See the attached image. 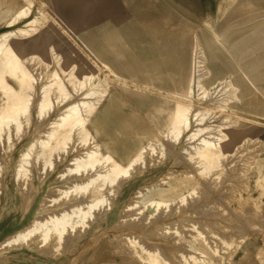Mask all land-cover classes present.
<instances>
[{"label": "bare ground", "instance_id": "1", "mask_svg": "<svg viewBox=\"0 0 264 264\" xmlns=\"http://www.w3.org/2000/svg\"><path fill=\"white\" fill-rule=\"evenodd\" d=\"M43 1H45V3L47 2V4L50 3L49 0ZM242 1H244L243 8L247 11L249 9L252 10L264 6V0ZM249 1H251V6L250 3H248ZM2 2L3 0H0V4ZM7 2V6L12 8L8 13L5 14V16L11 13V18L9 19L6 16L3 23L10 25L11 28L0 31V142H5L6 140L8 142L11 140L13 135L11 126H14V132L16 134L21 131V129L24 127L21 121L22 117L24 118L26 125H29L33 120V116H36L40 121L39 118H43L52 110H56L54 108V102H58V100L64 102L63 108L56 111V114L54 115L56 117L54 118L52 116L54 120L52 119L53 121L48 122V128L45 130L41 128L43 131L38 129V133H36L37 135L33 136L27 147L20 151L18 164L15 166L14 171V176L18 177L24 175L27 167L30 170V167L27 166V164L30 162L29 158L31 156H33L35 161L39 158H42L43 162L40 160L41 164L46 167L47 165L51 167L57 164L55 162L56 164L53 165V159H55V161L57 159L60 161L64 159L66 161L64 155L62 154L60 156L59 152L66 154L69 150L67 147L71 142L77 140L78 143L80 142L81 144L82 142L84 145H86L90 134L89 129L85 125V122L87 121L86 119L93 113L97 105L96 100H98L102 94L107 92L105 91L107 86L104 87L103 90L101 88L102 91L99 89V87H103L102 85L104 81L100 78H96L97 75H95V73L83 71L79 74V76H76V73L73 71L74 65H72L70 68L69 66L63 67L61 62L63 55L65 58H70L61 51H58L54 46L60 42L59 35L56 34L57 36L55 37L57 43L54 41H49L46 37H50V35H46L42 31V25H38L36 21L37 16L33 15L32 17L24 18L28 13L29 6L24 7L23 5H18L15 7V0H7ZM27 2L29 3L31 0H28ZM0 7H2V5H0ZM2 13L3 11L0 9V14ZM20 20L22 24L19 25L17 23L20 22ZM186 29L187 39H184L186 40L184 45V49H186V56L183 59H180L181 62L177 67L174 66L171 68L168 78L166 76L163 79L164 82L169 81L177 88L172 94L175 98L173 100H169L166 97H158L156 100H150L147 103L141 102L139 104V109L142 117L147 122L152 123L158 131L164 133L166 132L167 134L170 133L172 135L171 140L168 138V143L166 141L168 147H165L167 145H164L165 143H162V141L161 144H159L161 145L160 154L163 156L165 155V148H169L172 151L178 150V153H181L179 151H184L185 155L181 154L183 155L181 158L185 160V163H187V165L190 167V170H181L177 171V173L176 171H173L171 175L167 173L170 175V179L166 182V186L164 188L152 190V197L147 199L146 202L144 201L143 206L138 205L135 197V200L133 199L134 201L130 202V204H127L126 208L123 206L126 209L125 215H123L124 218H121L118 223L115 221L112 226L116 231H118V235L120 234L121 236V233L119 232L122 231H125L126 233L123 232V236L120 237L118 241L119 247L117 246L118 238L116 239L115 236L113 237H115L117 243H114L113 239L111 242L117 244V247H114V249L116 248V250L119 252L115 251V254L118 253L120 257L125 259L121 260L120 262L114 259L116 263L112 262L113 260H111L105 264H135L137 260H140L141 262L139 261L136 264H141L143 263L142 261H144V264H195L198 261H206L210 263V258L209 260H206L208 257L205 258L204 254L198 252V248L193 245V241L197 238H201L205 243L206 241L208 242V240L212 241L211 245L209 246L212 249L215 257H212L211 259H213L215 264H222V262L224 264V262H227L231 253L234 252L236 247L239 246L246 237V233L248 232L246 230H249L243 228L241 231L236 232L235 234H231L230 232H227L228 234H221L222 232L219 234L215 231L216 229L214 230L211 228V226L209 227V224H207L208 221H204L202 225L204 226L203 231V229H200L199 226H197L199 221L186 218L189 214L193 215V213L198 212H201L205 216L206 214L209 215V212H202V205L199 204V202L203 203V201H201L202 195L200 196V193L203 192H200V190L203 189V186L206 187V189L210 188L216 190V187L221 184L222 176H224L223 174L227 175L229 173V171L227 172V167L230 168L231 172L233 163H227L229 161L235 162L234 159V161L231 160L233 156L238 160H240L238 157H243V151H241V153L239 152L240 154L237 153L240 155H237L238 157H235L236 154L233 155L234 153L231 152L236 147H241L242 144L244 147L247 146V143L250 142L248 135L246 134L248 128L250 127L247 120L250 117L249 114L231 109L230 103L240 102L241 100L248 99L249 97L252 99L253 97H261V94L255 88L250 76H248V74L245 73L240 66H238L239 62H236L225 51V46L222 41L219 42L215 38V40L212 38L209 39V37L207 38L206 36L207 39L204 41V45L202 46L197 35L194 34L192 25H188ZM261 31L264 34V27L260 23H257L251 27V34L253 35L260 34L262 33ZM45 39H47L48 42H45ZM177 40H179V37ZM210 45L215 47L218 46L220 48H218V51H215L213 54L222 56L221 63L227 67H224V69L228 71V74L222 76L218 75L219 77L212 75L210 76V67L208 69V67L206 68L205 65L207 63L208 66V62L213 61L210 60L211 58L206 60L204 57V48H209ZM233 47L234 45L232 48ZM239 47L241 46H235V48ZM257 47H259V44L251 43V51ZM45 55H47V59L45 58ZM37 58L47 60V63L45 64L46 66L47 64L52 63L54 66L53 69L47 73L46 66L38 68L41 66L39 65L36 68L33 63L36 62ZM174 64H178L177 61H174ZM214 64H217V62ZM247 64L248 63H246V65ZM59 69L64 73L67 71L68 74L66 80L61 77L62 74L60 73L63 72ZM224 69L222 67H216L215 71L223 72ZM76 86L78 89H76ZM73 90L80 92L78 94L76 93L77 95H75V91L73 93ZM263 100L264 98L262 97V100L259 101L262 105L264 104ZM248 102L249 101H247V103ZM217 110L218 113L223 112V114L220 116L219 120L216 121V123H213L212 119L217 117V115H212V113ZM240 116L244 119H241ZM262 117H264V113L262 114ZM103 119H108L110 124L109 126L118 131L119 136H126L128 142H130L132 145H134L142 135L141 132H138L139 124L133 120H129L127 117H123L118 112L111 113V111H106L103 115ZM41 124L43 126L44 123L42 122ZM37 126L40 127L39 125ZM25 127L27 128V126ZM25 127L23 129L26 130ZM37 128L35 127L34 129ZM41 131L45 133V137L39 136L42 135V133L39 134ZM116 131L115 133L107 132L108 137L104 135V138L107 137V141L109 142H111V139L112 141L115 140L117 136ZM77 142H74V146ZM259 142L260 140L255 141L256 144ZM177 144H179V147H176L178 146ZM37 145H40V148L35 150ZM115 146L117 145H112V148L116 151H119L120 149ZM125 146L127 147V145H122V147ZM155 146V144L149 145V156L151 154L153 155V153L156 151ZM86 147L87 148H85L84 152H78L79 154L76 153V155L74 154V156L67 160V162L70 161L71 163H69L70 165L66 166V169L64 167L62 168V171L64 169L65 170L58 178H62L61 181L63 183L61 184V188L56 187L59 189L58 192L56 188L54 189L57 193H44L47 195L45 196L43 194L45 197L42 196L41 198L40 196H35L33 200V210L30 208L31 205L27 203L28 199L27 201L25 199L21 204L23 208L21 210L25 211L27 209V212L33 211L32 214L34 215V218L30 221L28 227L26 226V228L23 230H16L10 237H6L7 239L3 241L5 244L9 245L19 243L18 252L13 254V256L11 255L15 261L19 262V264H57L50 261V258H53L55 251H57L60 247L62 248V246L64 247V250H71V252H74L73 254H76V260L74 263L72 262V264H98V258L101 254V251L104 250V248L106 249L107 245L109 246L111 244L109 240V242H107L103 238L104 229L102 228L103 230H101V228H99L101 222L106 219V215L108 214H106L108 210L106 212L101 211L102 213H100V207L101 205L104 206V203L106 205L109 202L108 200L110 198L108 199L106 194L109 193L110 195V192H115V194H118V191L116 193L117 188L125 186L126 180L129 178L128 177L126 179V175L129 172L131 173L129 168L133 164L134 167H137L135 165H137L139 162L138 168H136L138 170L133 168L134 172H136L133 175L143 172V151L146 153L148 149L146 151L144 150L147 148L145 145L144 147L137 146V148L134 149L129 155L127 162L122 165L112 155L99 152L97 144L94 143L93 146L89 147L88 145ZM248 149H246L247 153L245 151L246 154L243 153V155L246 156L240 160L242 162L241 168H238L237 166L239 163L238 160H236L238 163L235 162L237 167H232V169L238 168L239 172H237L238 170L236 171L238 175L245 173V166L247 167L250 165V162L252 161L251 158L253 154L251 151H248ZM70 150H72V148ZM170 150L167 149V151ZM238 150H242V148H239ZM250 150H253V148H250ZM235 151L236 150L233 152ZM54 153H58L57 155L60 159L57 158L58 156H54L55 158H52ZM175 153L178 155L177 152H174V154ZM168 154H170V152H168ZM228 154L233 155L228 159L229 161L226 158L229 157ZM2 155H4V153H2ZM62 156L63 158H61ZM179 157H173V159L176 158V160L179 162V160H181L177 159ZM224 159L226 160L224 161ZM105 162H110V165L109 169L104 171L103 168L105 167ZM35 163L37 164V162ZM145 163L148 164L147 161H145ZM30 164V166H32V163ZM36 168H38V166L33 169L35 170ZM2 169L3 166L0 164V172ZM42 170L43 169L40 171L43 172ZM92 170L93 172H91ZM45 171H47V173L49 172L48 170ZM234 172L233 176H236L234 175ZM57 173L59 174V172ZM67 173L68 176L70 175V178H72L71 181L69 179L67 180L68 176H65ZM167 174L165 175V178L168 176ZM196 174L199 175L200 178H207L208 180H204L205 182L202 184V179H197L198 177H196ZM42 175H44V172ZM55 177L54 178L57 180V176ZM158 180L160 181L162 179L159 178ZM230 181L233 185L231 184V186H229L230 189L228 186H225L228 190L227 193L229 192L230 194L225 196L226 199H232L233 193L235 191H241L240 188L243 189L244 186H248V182L244 180H240V183L235 182L236 179H232ZM228 182L226 183L227 185ZM127 184L129 183L127 182ZM154 184L155 183H152V185ZM49 185L46 187V190L51 188L50 190L53 191L55 185H53V188ZM237 186L239 190L237 189ZM253 187L256 188V193L264 192V171H258L253 182ZM23 189L24 188H22V190ZM26 189L28 190V187H26ZM33 189H29V193L30 191L32 192ZM141 191L145 190L138 191L137 189L138 193ZM210 192L212 193V191ZM31 194L32 193H30V195ZM30 195L28 194L29 197L26 195L24 196L30 198ZM24 196L21 197V199L24 198ZM113 198H111V200ZM226 199L224 201L228 203L229 201H226ZM221 203L219 204V202H217L218 205L214 204L215 206L213 208L222 206ZM123 207H120V209L122 210ZM226 208H222L221 212H224L225 214V211H227ZM95 209L99 211L95 212ZM127 210H130L131 213H128ZM115 211H117V209ZM213 213L211 214L213 215ZM220 215L218 218L221 217ZM249 215H251L250 212ZM117 218L119 219V216ZM218 218L217 221L220 220H218ZM223 219L225 218L223 217L221 220ZM213 222L215 221L213 220ZM213 224L215 223H212V225ZM253 224L249 222L248 226L251 227ZM216 225H214V228H216ZM218 225L220 224L218 223ZM104 226L106 227V225ZM186 227L189 229L190 234L187 235L190 236V238L187 239L182 236L184 234H182V229ZM261 227L262 226L259 227V230ZM154 228L157 229V232L159 231V234H157V232H151V230ZM141 234L142 238L140 236L141 240H138V235ZM84 236H86V238ZM170 236H172V240H168ZM154 237L158 240H155ZM161 238H164L165 240L162 239V241ZM25 242L26 246H29L31 250L30 252L43 250L42 254H45V258L40 260L36 256H29L22 246V244H25ZM39 243L43 245V249L39 248ZM113 243L112 245H114ZM137 246H139L142 252L146 253L145 257L137 253ZM9 247H11V245ZM110 247L108 248L111 251L113 247H111L112 249ZM44 249H46V251ZM47 249L51 251L47 252ZM87 249L89 250L90 254L88 253ZM64 250L62 248L61 253L67 251ZM108 250L105 252L108 253ZM260 251L261 248L258 251L255 250V256ZM105 252L103 251V253ZM241 252L242 256L240 257V260L236 261L237 263L242 261L244 258L249 257L253 253L251 251V246H248L247 244L241 245ZM112 255L115 256L114 253ZM72 256L71 259L73 260L74 258ZM107 256L109 257V255ZM262 257V264H264V255H262ZM9 258L10 257H6V260L2 261L3 263L1 262V264H7V260ZM65 262L67 263V261ZM99 262V264H103L102 261Z\"/></svg>", "mask_w": 264, "mask_h": 264}, {"label": "rangeland", "instance_id": "2", "mask_svg": "<svg viewBox=\"0 0 264 264\" xmlns=\"http://www.w3.org/2000/svg\"><path fill=\"white\" fill-rule=\"evenodd\" d=\"M27 1L28 0H15V4H16L15 7L18 5H23L24 7L29 6L28 13L25 15L24 18H29L32 17L33 15L37 16L36 21L38 25L39 24L42 25V31L46 35H50V37L48 36L46 37L48 38L49 41H54L57 43L55 37L57 36L56 34L59 35L60 42H58L54 46L58 51H61L63 54H66L70 58V59L65 58V56L63 55V58H61L62 66L63 67L69 66L70 68L72 67V65H74L73 71L76 73V76H79V74L83 71H89L95 73V75H97L96 78H100L101 80L104 81V83L102 82L103 87H99V89L101 90L102 88L103 90V88L107 86L105 90L107 92L106 93L104 92L105 94H102L101 96L102 98L99 96L100 98L96 100L97 105L93 113L86 119L87 121L85 122V125L89 129V133H90L89 140L86 142V145H84V143L82 142L80 144V142L78 143L76 140L74 142L77 143L74 146V142H71L70 143L71 147L70 145H68L67 148H69V150L66 154H64L63 152L62 153L59 152L60 156L62 154L64 155L66 161L64 159L63 160L61 159L62 161L58 159L55 161V159H53L54 161L53 165H55L56 163L57 164L55 166H51L52 169L48 165L46 167L43 166V164H41V161L43 162L42 158H39L38 160L35 161L33 156H31L29 158L30 162L27 164V166L30 167V170L27 167V170L25 171L24 175L18 177L14 176L15 166H17L18 164L20 151L24 150V148L27 147L29 141L33 138V136L37 135L36 133H38L37 131L38 129L45 130L46 128H48L49 126L48 122L54 120L52 116L54 118L56 117L54 116L56 114V111L61 110L63 108L64 102H61L59 100L58 102L57 101L54 102L55 105L54 108L56 110H52L49 114H47L43 118L41 117L42 119L39 118L40 121L36 116H33V120L29 125H26V122L22 117L21 121L24 127L27 126V128L25 127L26 130L23 129L24 127L22 126L23 127L22 128L23 130L21 129L22 133L20 131L19 132L20 134L19 133L16 134L14 132V126H11V131L13 132L11 140L8 142L7 140L6 141L4 140L6 143L0 142V148H1L0 151L2 150L1 152L4 153V155H2V153L0 152V159H1L0 164L3 166V169L0 172V260H1L0 264L2 261L6 260V257H10L7 260V264H19V262L15 261V259H13L12 257L13 254L18 252L19 243L17 244L14 243V245L10 244L11 247H9L10 245L5 244V242L3 241H5L8 237H10L16 230H23L26 228V226L28 227L30 221L34 218V215L32 214L33 211L27 212V209L25 211L21 210L23 209L21 206L23 201L25 199L27 201L28 199L27 203L31 205L30 208L31 210H33V200L35 196L38 197L40 196L41 198L42 196L45 197L47 195L44 193H49V194L57 193L59 190L58 188L59 187L61 188L62 187L61 184L63 183L61 181L62 178L59 179L58 177L61 176V173L66 169V166L70 165L69 163H71L70 161L67 162V160H69L70 157L74 156V154L76 155V153L79 154L81 152H84L85 148H87L86 146L89 145V147H91L93 146L94 143L97 144L99 152L112 155L122 165L127 162L129 155L132 153L134 149L137 148V146L144 147L145 145L147 146V148L145 147L146 149L144 150L146 151L148 149L146 153L143 151L144 159H146V160L143 159V162L145 163V161H147L148 164L147 163L142 164V167L144 168L141 167L143 169V172L140 173L141 175L140 174H137L138 176L133 175L136 173L134 172L133 168L135 169L138 168L139 162L137 163V165H135L137 167H134L133 164L132 165L133 167L131 166L129 168V171H131V173L129 172L126 175L127 176L126 179L129 177L127 179L128 181L126 180L125 183L126 187L125 186L121 188L116 187L117 188L116 193L118 191V194H115V192L113 193L110 192V195L109 193L106 194L107 198L108 199L110 198L108 200L109 202L107 201L108 204L105 205L104 203V206L107 207H104L103 205H101L100 207L101 208L100 213H102L101 211L106 212L108 210L106 212V214L107 213L108 214L106 215V219H104V221L101 222L99 228H101V230L104 229L103 238L107 242L110 241L111 244L109 243L110 245L109 246L107 245L106 249L104 248V250L101 251V254L99 255L98 259L99 261H102L103 264L111 260H113L112 262L116 263V261L120 262L121 260L125 259L123 257H120L118 253L115 254V251L116 252L119 251L116 250V248L114 249V247L117 246L119 247L118 241L120 237L123 236V232L125 231L119 232L121 233L120 236V234L118 235L117 233L118 231H116L112 225L114 224L115 221L118 223L121 220V218H124L123 215H125L126 205L130 204V202L134 201L136 198L138 205L143 206L144 201L146 202L147 199H150L152 197V190L157 188H164L166 186V182L170 179V175L173 173V171H176L177 173V171H181V170H186V169L190 170L189 169L190 167L187 165V163H185V160L181 158V156L185 155L184 151H179L181 153H178V150L172 151L169 148H167L168 150H170L167 151V149L165 148L164 151L165 155L163 156L160 154L161 145L159 144H161L162 141V143H165L164 145H167L169 139L171 140L172 135L170 133L167 134L166 132L164 133L158 131L152 123L147 122L142 117L139 109L140 108L139 104L141 102L147 103L150 100H156L158 97H166L169 100H173L175 98L172 94L173 91H175L177 88L173 86L172 83H170L169 81L164 82L163 79L166 76L168 78V76L170 75L171 68H173L174 66L177 67L181 62L180 59H183L186 56V49H184L186 40L184 39H187L186 28L190 24L192 25L194 34L197 35L199 42L202 46L204 45V41L208 37L209 39L215 38L219 42L222 41V43L225 46L224 47L225 51L236 62L238 61L239 62L238 66H240L242 70L245 73H247L248 76H250L255 88L261 94V97L257 95L259 98L253 97L252 99L251 97H249L248 99H243L240 102L230 103L231 109L236 111H241L243 113H248L250 116L247 119L250 127L246 132L250 142L247 143L249 146L246 144L247 146L245 147L246 149L249 148L248 151H251L253 155L251 158L252 161L250 162V165H248L247 167L245 166L246 168L244 170L245 173L243 174L241 173L240 175H238L237 173L239 172L238 168L239 167L241 168L242 166L241 164L242 162L240 161L241 158L243 159V157L246 156L243 155L246 149L242 144V146L240 145L241 147H239L242 148V150H238L239 148L236 147L234 150L238 152L235 151L236 152L235 153L233 152L234 150L231 152L234 153L233 155L236 154L235 155L236 157L237 155L240 156L239 154L241 153V151H243L242 153L243 157L237 156L238 158H240V160L234 158L233 155H229L230 153L228 154L229 157H226L228 160L233 156L231 160L234 159L235 162L236 160H238L239 163L238 162L236 163L241 165L239 166L237 164L238 168L232 169V167H237L235 165L236 163L229 160H228L229 162L226 161L228 162L227 164L233 163L234 166L230 164L232 165L231 172H230V168L227 167L228 169L227 172L229 171L228 173L229 176L228 174L227 175L223 174L224 176H222L221 179V184H220L221 186L219 185L218 187H216L217 188V189L215 188L216 190L210 188L206 189V187L203 186V189L200 190V192H203L200 193V196L202 195L201 201H203V203L199 202V204L202 205L201 207L202 212L203 213L209 212V215L206 214L205 216L201 212L200 213L198 212V213H193V215L189 214L188 217L186 216L185 217L190 220L192 219L199 221V223H197V226H199L200 229H203V231H204V226L202 225L204 221L206 222L208 221L207 224H209V227L211 226V228H213L214 230L216 229L215 231L219 234L221 232H222L221 234H228L229 232L231 234L233 233L235 234L236 232L241 231L243 228L249 229L246 230L248 232L246 233V237L244 238V240L240 243L239 246L236 247L234 252L231 253L230 257L228 258L229 261L227 260V262H224V264H262L263 263L262 255H264V246H263L264 192L256 193L257 191L256 188L253 187V182L258 171L259 170L264 171V119H263L264 117H262V114L264 113V111H262L264 110V104L262 105L259 102L260 100H262V97L264 98V34L262 31H261L262 33L260 34H256V35L251 34V27L257 23H260L264 27V6L260 8L258 7L257 9H252V10L249 9L247 11L246 9L243 8L244 1L242 0H49L50 3L48 4H51L52 6L48 5L47 2L45 3V1L43 0H31V2L29 3ZM7 3H8L7 0H3V2L0 4L2 5L0 9L3 11V13L0 14V31L11 28L10 25L3 23L6 16L9 19L11 18L10 17L11 13L5 16V14L8 13L12 8L10 6H7ZM248 3H250L251 6V1H249ZM17 24L19 25L22 24L21 20ZM178 37L179 40H177ZM48 40L45 39V42H48ZM251 43L259 44V47L251 51ZM233 45H234L233 47L234 49L232 48ZM238 45H240L241 47L235 48V46ZM218 48H219L218 46L215 47L212 45H210L209 48H204V55H205L204 57L206 58V60L208 58L209 59L211 58L210 60L213 61V62L211 61L208 62V66L207 63L205 65L206 68L208 67V69L210 67V76L212 75L219 77L218 75L222 76L228 74V71L224 69V67L225 68L227 67L223 63H221L222 56L213 54L215 51H218ZM45 58L47 59V55H45ZM41 60L42 59L37 58L36 62L38 63L34 62L33 65H35L36 68L39 65L41 66H39L38 68L45 67L47 60L45 59H44L45 61L44 60L41 61ZM174 61H177L178 64L175 65ZM215 62H217V64H214ZM246 63L248 64L246 65ZM53 67L54 66L52 63L47 64L46 72L49 73L53 69ZM216 67L217 68L222 67L224 71L216 72L215 71ZM63 73H60L63 75V76L61 75V77H63L66 80L68 73L67 71H65L64 74ZM76 89H78L77 86ZM74 91L75 90H73V93ZM79 92L75 91L74 94L77 95ZM247 101L249 102L247 103ZM0 104H1V100H0ZM106 111L109 112L111 111V113L118 112L123 117L125 118L127 117L129 120H133L137 124H139L138 132L142 133L140 139L136 141L134 145H132L130 144V142H128L126 136L125 137L119 136L118 131L114 130L111 126H109L110 124L108 119H103V115L105 114ZM214 114L217 115V117H214L212 119L213 120L212 122L216 123V121L219 120L223 112L218 113L217 110L212 113V115ZM240 118L244 119L241 116ZM42 122L44 123L43 126L41 124ZM34 125L36 128L38 127L37 125H39L40 127L34 129L35 128ZM42 131L39 132V134L42 133V135L39 136L45 137L44 136L45 133H43ZM115 131L117 133L115 140L112 141L111 139V142L107 141V137H108L107 132L115 133ZM157 131L159 132L160 135L158 134ZM104 135H106L107 137L104 138ZM257 140H260L258 144L255 143V141ZM152 143L156 145L155 146L156 151L153 153V155L151 154L149 156L150 153L148 152L149 151L148 147L149 145H153ZM114 144L117 145L115 147L120 149L119 151H116L112 148V145ZM122 145L123 146L127 145V147L126 146H125L126 148L122 147ZM177 145L178 146L176 147H179V144ZM255 145L257 148L255 147ZM165 147H168V145ZM39 148L40 145H37L35 147V150H38ZM71 148L72 150H70ZM250 148L251 149L253 148V150H250ZM168 152H170V154H168ZM174 152H177L178 155H176V153L174 154ZM55 154L56 153L52 155L53 156L52 158L58 156L57 155L58 153L56 155ZM172 156L173 157L180 156L177 159H181V160H179L178 162V160L174 158L176 160L175 161ZM57 158H59V156ZM61 158H63V156ZM172 160L175 162H173ZM225 160L226 159H224V161ZM35 162H37V164ZM30 163H32V166H30L31 165ZM109 165L110 162H105V167L103 168V170L105 171L109 169ZM37 166L39 169L36 168L34 170L33 168ZM63 167L65 169L62 171ZM41 169H43L42 171L44 172V175H42L43 172L40 171ZM45 170H48L49 172L47 173V171ZM57 172H59V174ZM91 172H93V170ZM233 172L235 173L234 175H236L237 177L233 176ZM167 173L170 175H168ZM166 174L168 175L166 176L167 179L165 178ZM38 175H40L41 178ZM66 175L68 176V173L65 174V176ZM241 175H244L245 177ZM55 176H57V180L55 179L56 178ZM239 176H241L243 179ZM196 177H198L197 179H202L201 180L202 184H204L203 182H205L207 179V178L204 179L200 178V176L197 174ZM159 178L162 179L160 180L162 182L158 180ZM234 178L236 179L235 182L238 183H240V180L247 181L248 186L247 187L242 186L243 187L242 189L240 188L239 185L241 191H235L233 193L232 199H226L225 196H228L230 194L229 192L227 193L228 190L226 189L227 187L225 186H228V188L230 189L229 186H231L232 184L230 180L232 179L235 180ZM68 179L70 181L72 180V178H70V175L67 177V180ZM227 180L231 183H229ZM127 182L129 184H127ZM227 182L228 185L226 184ZM152 183H155L156 185L155 184L152 185ZM48 185L51 186L52 188L53 185H55L53 191L50 190L51 188L46 190L47 189L46 187ZM26 187H28V190L26 189ZM22 188L24 189L22 190ZM55 188L57 192L56 190H54ZM29 189L30 190L33 189L34 191L35 190L36 191L35 192L33 190L32 192L30 191V193H32L30 195ZM137 189L138 191L140 190H145V191H141L140 193H138ZM210 191H212V193ZM19 192H21L22 194ZM28 194L31 196L30 198H28L29 197ZM111 194L113 195L115 194L117 197ZM23 196L24 198L21 199V197ZM111 198L113 199L111 200ZM225 199L226 201L229 202L228 203L225 202L224 201ZM110 200L112 203L110 202ZM217 202H219V204L222 202L221 203L222 206H218V208H213L215 206L214 204L218 205ZM114 207L117 209V211H115L116 209ZM120 207H123L122 210L120 209ZM222 208L227 209V211H225V214L224 212H221ZM95 210H96L95 212L99 211L97 209ZM249 212L251 213V215H249ZM128 213H131L130 210L128 211ZM211 213H213V215ZM116 215L119 216V219L117 218L118 216ZM219 215L221 216L220 218H218ZM223 217L225 219L221 220ZM217 218L218 220L220 219L221 221L220 220L217 221ZM213 220L215 222H213ZM249 222H251V224L253 223L255 224L251 225L250 227L248 226ZM212 223L215 224L212 225ZM218 223L220 225H218ZM104 225H106V227ZM214 225H216L215 226L216 228H214ZM107 226H109L110 228ZM260 226L262 227L259 230ZM186 228L182 229V234L184 233L182 236H184V238L187 239L190 238V236H187L190 234H189V229ZM106 230L108 233L106 232ZM151 232H157V229L154 228L151 230ZM158 232L157 234H159ZM109 235L111 237L115 236L116 239L118 238L117 240L118 245L114 244L117 243L115 237L111 238ZM140 236L142 238V234L138 235V240H141ZM84 237L86 238V236ZM171 238L172 236H170L168 240H172ZM112 239L114 240L113 241L114 243L111 242ZM154 239L158 240L155 237ZM162 239L164 238H161V240ZM208 242L206 241L205 243L201 238H197L196 240L193 241V245L198 248L197 249L198 252L204 254L205 258L208 257L206 258V260H209L210 258V263L206 261L203 262L198 261L195 264H215L213 259H211L212 257H215V255L209 246L211 245L212 241L208 240ZM112 243L114 245H112ZM40 244L41 243H39V248L43 249V245ZM244 244L251 246V251L253 253L249 257L244 258L242 261H239L237 263L236 261L240 260V257L242 256L241 245ZM22 246L25 252L29 256H34V257L36 256L40 260H43L45 258L44 256L45 254H42L43 250L42 251L39 250L41 253L39 251L30 252L31 250L29 246H26V242L25 244L23 243ZM110 246L113 247V249ZM108 247L112 249L111 250L112 252ZM62 248L64 250L63 246ZM62 248L60 247L57 251H55L56 256L54 255L53 258H50V261L57 264L60 263L72 264V262L74 263V261L76 260V254H73L74 252H71V250L68 251L67 249H66L67 251L64 250L66 252H62L63 253L62 254L61 253ZM260 248L261 251L257 253L255 256L254 254L255 250L258 251ZM44 250L46 251V249ZM107 250L108 253L105 252ZM136 250L137 253L141 254L144 257L146 256V253L142 252L139 246L136 247ZM49 251L51 250L47 249V252ZM103 251L107 254L103 253ZM88 253L90 254L89 250ZM113 253L115 256L112 255ZM107 255H109V257ZM71 256L74 258L73 260L71 259ZM65 261H67V263ZM99 261L98 264L100 263ZM139 261L140 260H137V262ZM142 262L143 263L141 264H144V261ZM85 264H89V263H85Z\"/></svg>", "mask_w": 264, "mask_h": 264}]
</instances>
